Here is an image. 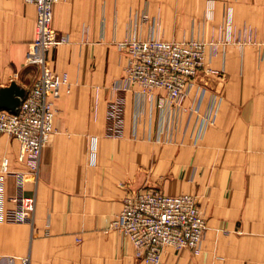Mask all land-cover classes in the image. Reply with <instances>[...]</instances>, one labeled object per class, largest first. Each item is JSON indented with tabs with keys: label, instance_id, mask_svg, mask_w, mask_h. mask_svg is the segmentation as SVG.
<instances>
[{
	"label": "crops",
	"instance_id": "0c3cea01",
	"mask_svg": "<svg viewBox=\"0 0 264 264\" xmlns=\"http://www.w3.org/2000/svg\"><path fill=\"white\" fill-rule=\"evenodd\" d=\"M229 7L232 40L179 107L114 88L126 36L221 45ZM35 17L0 0V88L26 92L39 75L25 62ZM52 27L67 39L46 56L67 83L36 180L21 181L19 142L0 134V264H141L110 223L142 186L195 195L208 225L198 253L167 246L161 264H264V0H58ZM20 195L35 197L30 222L12 219Z\"/></svg>",
	"mask_w": 264,
	"mask_h": 264
},
{
	"label": "built area",
	"instance_id": "2783aa9c",
	"mask_svg": "<svg viewBox=\"0 0 264 264\" xmlns=\"http://www.w3.org/2000/svg\"><path fill=\"white\" fill-rule=\"evenodd\" d=\"M36 8L34 37L26 52V64L39 67V75L31 88L20 98L14 110H0V134L19 142V157L27 166L26 174L37 179L40 154L55 130V99L67 83L66 73L55 69L46 53L67 39L52 27L53 5L58 0H25ZM232 9L229 7L223 28V39L232 40ZM125 55L122 76L114 82L119 91L132 90L147 97H157L158 105L179 107L191 93L200 72H215L206 67L215 52V44L198 39L163 40L157 37L126 36L118 43ZM117 114V105L112 107ZM97 137L88 141L89 164L97 161ZM6 159L3 165H6ZM18 210L12 219L30 222L35 207L34 196L16 198ZM110 228L124 236L134 248V257L141 264H161L164 248H189L199 252L206 229V220L200 213L196 196L189 193L169 195L153 186H142L124 197L122 209L111 221ZM21 264H30L28 257Z\"/></svg>",
	"mask_w": 264,
	"mask_h": 264
},
{
	"label": "water",
	"instance_id": "95a60500",
	"mask_svg": "<svg viewBox=\"0 0 264 264\" xmlns=\"http://www.w3.org/2000/svg\"><path fill=\"white\" fill-rule=\"evenodd\" d=\"M25 90L19 87L14 81L9 86L0 88V110H14L20 103V98Z\"/></svg>",
	"mask_w": 264,
	"mask_h": 264
},
{
	"label": "rangeland",
	"instance_id": "374dc122",
	"mask_svg": "<svg viewBox=\"0 0 264 264\" xmlns=\"http://www.w3.org/2000/svg\"><path fill=\"white\" fill-rule=\"evenodd\" d=\"M219 42H221V45H217V44H215V52H214V54L213 55H215L216 54V51H217V49L219 50H221V52H222V50H223V52H226V48H227V44H230V42H231V40L228 42V41H225L223 38H222V40H220ZM193 195V194H192ZM195 196V195H194ZM197 199V198H196ZM203 216V215H202ZM206 220V219H205ZM208 228V225H207V221H206V229ZM205 229V230H206ZM205 232V231H204ZM204 234V233H203Z\"/></svg>",
	"mask_w": 264,
	"mask_h": 264
}]
</instances>
